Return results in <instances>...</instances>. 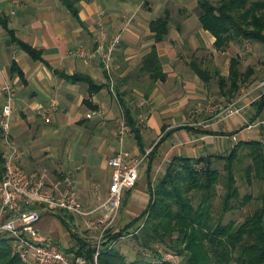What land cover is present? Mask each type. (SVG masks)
<instances>
[{
	"label": "crops",
	"instance_id": "1",
	"mask_svg": "<svg viewBox=\"0 0 264 264\" xmlns=\"http://www.w3.org/2000/svg\"><path fill=\"white\" fill-rule=\"evenodd\" d=\"M74 2L78 15L65 0H0V17L14 30L11 35L0 22V108L7 95L3 86L11 84L16 89L12 136L23 150L26 171H47L57 179L61 166L70 168L84 205L95 209L97 192L106 197L112 182L108 160L122 147L139 155L155 145L142 176L146 167L153 171L161 163L167 166L176 156L225 154L241 140L264 141V124L256 125L264 121L259 100L243 108L241 114L212 121L206 127L190 122L191 102L203 97L207 87L194 73L191 61L198 58L214 71L220 68L223 74L230 64L228 52L217 50L216 38L201 27L198 0ZM166 12L172 16L170 31L157 42L151 22ZM117 37L120 43L113 53L112 77L100 56L82 58L71 53L81 46L92 54L106 50ZM16 39L41 50V59H33ZM155 45L168 76L155 82L151 90V75L142 67ZM234 46L238 44L230 48ZM14 62L25 81L12 71ZM76 74L91 77L97 87L91 89L88 81L67 77ZM120 97L133 110L144 146L136 141L134 132L124 143L119 139V121L125 114ZM51 99L58 101V109L52 122H46L40 110ZM94 111L97 114L88 117ZM135 191L136 198L131 201L146 196L144 189ZM78 219L63 210L49 211L40 221L39 231L75 256L80 241L68 227ZM85 264L92 263L86 259Z\"/></svg>",
	"mask_w": 264,
	"mask_h": 264
},
{
	"label": "trees",
	"instance_id": "2",
	"mask_svg": "<svg viewBox=\"0 0 264 264\" xmlns=\"http://www.w3.org/2000/svg\"><path fill=\"white\" fill-rule=\"evenodd\" d=\"M65 1L72 13L78 15L74 0ZM198 4L201 27L216 38L214 47L217 50L225 51L245 41L264 47V0H198ZM0 22L11 35L14 33L6 18L0 17ZM171 22L169 12L151 22L157 42L168 35ZM16 41L33 59H41V50L19 39ZM241 63V57H232L227 74L220 68L214 71L210 65H203L198 58H194L190 66L208 87L217 78L221 95L232 100L242 85H251L258 79L255 67L242 70ZM142 69L151 75V90L155 82L167 79L156 45L144 57ZM12 71L25 81L16 62ZM67 77L86 80L91 89L97 87L87 75ZM120 98L135 139L144 146L132 108ZM257 104L262 110L264 95ZM154 153L155 149L150 158ZM4 162L0 149L1 173ZM149 192L150 201L144 211L119 232L108 234L98 264H264L263 140H241L225 154L173 157L155 187L150 181ZM253 203L255 207H251ZM247 206L250 210L244 211ZM238 211L242 212L239 219L228 218ZM129 233L137 247L134 258L117 245L118 240ZM157 245L165 246L167 252L181 261L165 259ZM96 253L95 245L80 242L76 256H84L96 264ZM0 264H26L13 253L11 240L7 238H0Z\"/></svg>",
	"mask_w": 264,
	"mask_h": 264
},
{
	"label": "built area",
	"instance_id": "3",
	"mask_svg": "<svg viewBox=\"0 0 264 264\" xmlns=\"http://www.w3.org/2000/svg\"><path fill=\"white\" fill-rule=\"evenodd\" d=\"M119 43L120 38L117 37L106 50L99 49L92 54L81 46L71 53L82 58L100 56L105 70L112 77L113 53ZM244 44L248 49L251 48L250 42L245 41ZM111 87L114 91V81ZM3 90L7 95L5 104L0 108V148L5 160L3 172H0V238L11 240L13 253L26 264H85L84 256H70L59 243L39 231L38 225L45 213L63 210L82 219L87 230L97 233L94 245L97 248L95 262L98 264V256L119 217L123 198L128 190L137 186L141 170L149 161L153 148L136 155L122 147L112 155L108 160L112 169L108 195L102 197L97 192V207L88 209L81 200L78 181L70 168L61 166L57 179H52L47 171L28 172L23 168V150L12 136L16 89L6 84ZM263 95L264 78L244 86L236 98L224 105L215 100L200 103L191 112L190 119L212 114L211 120L192 122L193 125L206 127L212 121L220 122L241 114L243 108L253 105ZM57 109L58 101L51 99L41 108L40 114L46 122H52ZM96 114L97 111L91 112L88 117ZM258 124H264V121L256 122ZM118 134L121 143L133 134V127L125 114L120 120ZM234 139H237L236 136Z\"/></svg>",
	"mask_w": 264,
	"mask_h": 264
},
{
	"label": "rangeland",
	"instance_id": "4",
	"mask_svg": "<svg viewBox=\"0 0 264 264\" xmlns=\"http://www.w3.org/2000/svg\"><path fill=\"white\" fill-rule=\"evenodd\" d=\"M235 44H238V43H235ZM235 44H233V45H235ZM232 48L229 47L228 49H226V51L228 52V57L230 59L234 56L241 57L242 58V63H241V69L242 70H246L248 67L253 66V67H255V70H256L255 78L256 77L258 78L256 81H260V79L264 78V47L262 45L251 43V48L248 49L247 46H245V44H243V45L238 44V46H234L235 49L232 50ZM189 58H191V57H189ZM229 63H230V61H229ZM244 86H247V85H242V88ZM205 90H206V92L204 93L203 97H201L199 99L192 100L191 105L193 107H191L189 110L190 118H191V112L200 103H202V104L203 103H209L210 101L215 100V101H217L218 104L224 105L227 102L231 101L230 99L228 100L221 95L220 87L217 83V78L214 79L212 84L209 87L207 86ZM239 93H240V91L237 93V95ZM237 95H235V98ZM197 117H198V121H200L201 118H202V120H207V119L211 120L213 115L209 114L208 116H205V117L204 116H202V117L197 116ZM195 119H196V117H195ZM195 119H192L190 122H195ZM119 125H120V121H119ZM118 129H119V127H118ZM118 136H119V134H118ZM128 136H130V135H128ZM127 137H126V139H127ZM0 146H1V143H0ZM152 148L154 151L155 145L152 146ZM146 163H145V165H146ZM161 164L163 165L162 168H161ZM161 164L160 165L157 164L159 166H157V168L155 170L153 169V171H151V167H149V166H148V168L146 167L142 176L140 175L141 180L139 179L137 186L135 188H133L132 191H134V192H136L135 190H137L139 192L141 189L145 190L146 196H144L143 199L141 197H139L136 199V201H133V200L131 201V198H133V199L136 198L135 193L132 191L128 192L125 195L123 202H122L121 209H120L119 217H118L117 221L114 223L113 227L111 228L110 233H117L120 230H122V228H124L130 221L134 220L148 206L149 201H150V192H149L150 181H151L152 185L155 187L156 184L158 183V181L161 179L162 175L164 174L165 170H166V166L164 165V163H161ZM143 167H145V166H143ZM151 172H152V174H151ZM141 185L144 186V188H142ZM257 189L258 188H256L254 190V192H256ZM242 192L245 193V189H242ZM255 206H256L255 203H253L251 205V207H255ZM243 210L249 211L250 207L247 206V207L243 208ZM241 215H242V212L238 211L235 214H230L228 216V218L229 219H231V218L239 219L241 217ZM130 216H132V217H130ZM78 224L80 226H78ZM68 228L70 229V231L74 235V238L77 240V242H79V241L83 242V243H90L91 242L90 244L96 242L97 233L93 232L91 230L90 231L87 230L82 219L79 218L77 223L75 222L71 227L69 226ZM75 229H76V231H75ZM108 238H109V236H108ZM87 241H89V242H87ZM117 245L120 247V249L123 252L128 254L129 257H131V258L135 257V254L137 252V247L135 246V242H134L130 233L122 236L118 240ZM157 246H158L157 248H158L159 252L162 254V256H164L165 259L173 260L176 263H179L181 261V258L174 256L170 252H167L165 246H163V245H157ZM73 248H77V247H73ZM103 249H104V246H103ZM67 250L72 251V248L67 249Z\"/></svg>",
	"mask_w": 264,
	"mask_h": 264
}]
</instances>
